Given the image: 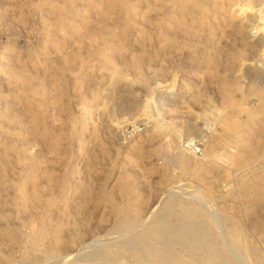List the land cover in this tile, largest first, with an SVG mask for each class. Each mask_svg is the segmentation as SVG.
<instances>
[{
	"label": "rangeland",
	"instance_id": "374dc122",
	"mask_svg": "<svg viewBox=\"0 0 264 264\" xmlns=\"http://www.w3.org/2000/svg\"><path fill=\"white\" fill-rule=\"evenodd\" d=\"M0 264H264V0H0Z\"/></svg>",
	"mask_w": 264,
	"mask_h": 264
},
{
	"label": "bare ground",
	"instance_id": "6f19581e",
	"mask_svg": "<svg viewBox=\"0 0 264 264\" xmlns=\"http://www.w3.org/2000/svg\"><path fill=\"white\" fill-rule=\"evenodd\" d=\"M172 88V87H171ZM170 90V89H169ZM165 91V90H164ZM166 91H168L167 89H166ZM170 92V91H169ZM163 93V92H162Z\"/></svg>",
	"mask_w": 264,
	"mask_h": 264
}]
</instances>
